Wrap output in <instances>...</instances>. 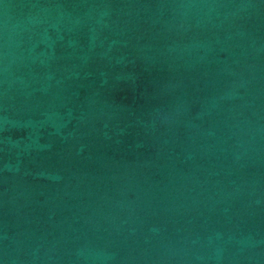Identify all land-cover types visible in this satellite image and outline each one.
I'll list each match as a JSON object with an SVG mask.
<instances>
[{"label":"water","instance_id":"95a60500","mask_svg":"<svg viewBox=\"0 0 264 264\" xmlns=\"http://www.w3.org/2000/svg\"><path fill=\"white\" fill-rule=\"evenodd\" d=\"M0 264H264V0H0Z\"/></svg>","mask_w":264,"mask_h":264}]
</instances>
